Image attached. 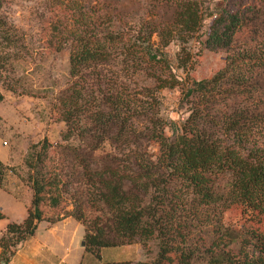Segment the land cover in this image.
Masks as SVG:
<instances>
[{
  "label": "trees",
  "instance_id": "obj_1",
  "mask_svg": "<svg viewBox=\"0 0 264 264\" xmlns=\"http://www.w3.org/2000/svg\"><path fill=\"white\" fill-rule=\"evenodd\" d=\"M129 1H53L43 33L47 46L68 49L71 81L55 97L68 141L43 136L39 150L29 145L23 163L31 169L30 203L20 221L5 222L1 253L10 256L38 221L58 218L73 184L90 204L87 212H71L83 225L84 250L98 257L106 246L147 250L152 240L156 247L148 260L101 264L172 257L183 264H264V0ZM206 18L204 46L226 50V59L210 76L189 79L187 43ZM171 41L185 71L186 114L178 121L160 115L156 99L125 89L128 76L145 89L180 82L163 50ZM107 63L123 71L107 76ZM103 140L111 148L96 154ZM16 168L0 159V187ZM232 206L247 214L236 230L220 221ZM207 224L215 226L209 240L200 233Z\"/></svg>",
  "mask_w": 264,
  "mask_h": 264
},
{
  "label": "rangeland",
  "instance_id": "obj_2",
  "mask_svg": "<svg viewBox=\"0 0 264 264\" xmlns=\"http://www.w3.org/2000/svg\"><path fill=\"white\" fill-rule=\"evenodd\" d=\"M53 1L56 0H1L0 2V91L3 94L1 100L3 107L10 112L13 111L14 116L17 117L16 121L10 120L3 127L0 120V140L5 142L7 153L16 158V170L22 180H26L27 172L31 171L23 163V157L30 144H36L31 146V150H39L43 136L50 143L68 141L61 137L65 124L60 118L55 99L59 91L71 81L68 75V49L65 46L59 49L47 46L43 33V23L51 16ZM132 1L130 0L129 3ZM207 22L208 18L204 20L196 39L191 38L187 43L192 58L191 67L187 71L189 79L210 76L224 64L226 59V50L204 46ZM152 37L154 38V35ZM177 49L176 41H171L163 47L173 72L180 79L175 85L145 89L141 86L144 84L142 79L129 81L131 77L128 76L125 80V89L130 95L141 99H156L158 113L174 121L180 120L186 114L185 105L180 101L181 88L185 84V71L176 65ZM104 67L103 71L107 76L120 74L123 71L115 68L111 63L104 64ZM70 140L76 141L75 138ZM110 148L109 141L103 140L94 152L98 154ZM24 182L29 185V181ZM72 186L73 184L65 193L64 204L58 218L66 214L72 215L71 212L76 207L83 209V212L88 211L90 204L86 194L84 192L79 194ZM246 218L247 214L241 212L240 207L232 206L222 212L220 221L236 230ZM214 227L212 224L202 227L200 230L202 237L209 240L214 236ZM139 247L138 243L121 244L117 247L106 246L99 251L98 257L84 250L82 264H101L103 261L106 262L104 259L114 256L131 258L140 256V259L148 260L153 257L156 250L152 240L147 242V250L142 249L140 252ZM6 254L1 253L0 247V264H5L3 255ZM171 256H174V253L171 252ZM199 256H202V252ZM161 264L183 263L172 257ZM190 264H202L201 258L191 261Z\"/></svg>",
  "mask_w": 264,
  "mask_h": 264
},
{
  "label": "crops",
  "instance_id": "obj_3",
  "mask_svg": "<svg viewBox=\"0 0 264 264\" xmlns=\"http://www.w3.org/2000/svg\"><path fill=\"white\" fill-rule=\"evenodd\" d=\"M2 101L0 100V116L3 127L10 120L16 121L17 117L13 111L10 112L3 107ZM4 143L0 140V159L6 164L16 165V158L7 153ZM30 197V186L17 173L8 172L0 187V210L4 213V217H0V233L7 220L20 221L24 217ZM82 235V223L70 214L62 215L52 222L40 220L33 233L16 245L5 264H82L84 252L83 244L80 243ZM102 249L104 247L100 251ZM139 251H142L141 247ZM126 258L135 260L140 256L135 258L114 256L104 260Z\"/></svg>",
  "mask_w": 264,
  "mask_h": 264
},
{
  "label": "water",
  "instance_id": "obj_4",
  "mask_svg": "<svg viewBox=\"0 0 264 264\" xmlns=\"http://www.w3.org/2000/svg\"><path fill=\"white\" fill-rule=\"evenodd\" d=\"M80 243H81V244H83V243H84V240H83V239H81Z\"/></svg>",
  "mask_w": 264,
  "mask_h": 264
}]
</instances>
